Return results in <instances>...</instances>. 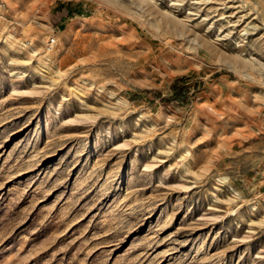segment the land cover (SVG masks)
Instances as JSON below:
<instances>
[{
  "label": "rangeland",
  "instance_id": "obj_1",
  "mask_svg": "<svg viewBox=\"0 0 264 264\" xmlns=\"http://www.w3.org/2000/svg\"><path fill=\"white\" fill-rule=\"evenodd\" d=\"M0 264H264V0L6 4Z\"/></svg>",
  "mask_w": 264,
  "mask_h": 264
},
{
  "label": "built area",
  "instance_id": "obj_2",
  "mask_svg": "<svg viewBox=\"0 0 264 264\" xmlns=\"http://www.w3.org/2000/svg\"><path fill=\"white\" fill-rule=\"evenodd\" d=\"M8 0H0V16H2V11L4 10V8L6 7ZM55 44V39L53 36H49L47 37V39L44 42V50L46 52H49L50 49L53 47V45Z\"/></svg>",
  "mask_w": 264,
  "mask_h": 264
},
{
  "label": "bare ground",
  "instance_id": "obj_3",
  "mask_svg": "<svg viewBox=\"0 0 264 264\" xmlns=\"http://www.w3.org/2000/svg\"><path fill=\"white\" fill-rule=\"evenodd\" d=\"M10 1H11V0H8V1H7V4H8ZM0 19H2V16H0ZM16 27H17V26H15V28H16Z\"/></svg>",
  "mask_w": 264,
  "mask_h": 264
}]
</instances>
